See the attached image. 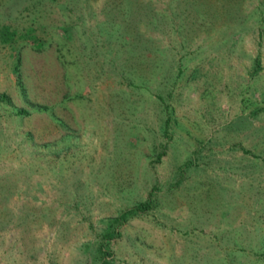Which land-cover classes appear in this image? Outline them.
Wrapping results in <instances>:
<instances>
[{"label":"rangeland","instance_id":"374dc122","mask_svg":"<svg viewBox=\"0 0 264 264\" xmlns=\"http://www.w3.org/2000/svg\"><path fill=\"white\" fill-rule=\"evenodd\" d=\"M149 191L110 264H264V0H0V264H93Z\"/></svg>","mask_w":264,"mask_h":264},{"label":"trees","instance_id":"16d2710c","mask_svg":"<svg viewBox=\"0 0 264 264\" xmlns=\"http://www.w3.org/2000/svg\"><path fill=\"white\" fill-rule=\"evenodd\" d=\"M127 8L129 9V6H127ZM127 10V9H126ZM126 37H131L130 35L126 36ZM124 47H128L130 49L129 54H136L138 53V51H140L145 43L139 44L137 48H134V46L130 43V41L125 40L124 41ZM149 50V53H156V49L154 47H147ZM143 50L145 48H142ZM124 51L126 52V49H124ZM137 63L140 65L141 62L137 61ZM137 64V65H138ZM136 65V62H135ZM132 70H130L132 72V75L135 76L136 78L130 76V79L125 77L124 74H122L123 78L125 80H127L128 82H131L132 84L136 83L139 84V82H148L150 79L141 75V66L139 67H135V66H131ZM135 72H137L138 74H136ZM133 79L138 80V82H134ZM142 85V83L140 84V86ZM142 87H146V86H142ZM3 95V94H1ZM159 101H162L159 99ZM18 112L21 113H27V110L25 109H19ZM168 121L169 118L168 116H166V118L163 120L161 127H162V132L164 134H168L167 131V125H168ZM164 150H160L159 152L156 153V157L158 158ZM155 205V199L153 197V192L149 191L148 194L146 195V197L142 198V199H138L135 202H133L131 205H127L125 207H121L120 210H118L115 214L108 216L104 222V227H103V231L100 233L99 235V239L97 240L96 244H95V253L93 254L94 256V261L93 264H110V256L112 255L111 250L109 249V241L114 238L115 236H118L120 234V226L131 216L134 215H139L142 213L147 212L148 210H150L152 207H154ZM262 255H264V252L262 253Z\"/></svg>","mask_w":264,"mask_h":264}]
</instances>
